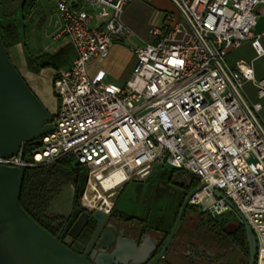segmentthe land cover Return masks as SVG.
I'll use <instances>...</instances> for the list:
<instances>
[{
    "label": "built area",
    "instance_id": "1",
    "mask_svg": "<svg viewBox=\"0 0 264 264\" xmlns=\"http://www.w3.org/2000/svg\"><path fill=\"white\" fill-rule=\"evenodd\" d=\"M52 1L57 35L75 51L54 79L59 110L40 143L0 155V164L73 156L87 174L82 204L108 213L126 182L144 180L156 165L184 168L198 177L188 203L214 216L241 213L256 238L254 264H264V77L256 79L252 60L228 58L245 40L264 54V30L255 31L264 0H171L180 18L168 13L150 28L153 40L135 49L122 85L94 82L87 64L131 33L122 13L133 0ZM250 80L254 100L245 93Z\"/></svg>",
    "mask_w": 264,
    "mask_h": 264
},
{
    "label": "water",
    "instance_id": "2",
    "mask_svg": "<svg viewBox=\"0 0 264 264\" xmlns=\"http://www.w3.org/2000/svg\"><path fill=\"white\" fill-rule=\"evenodd\" d=\"M45 113L34 104L22 84V77L7 57V51L0 34V155L11 156L25 146L26 142L40 143L39 137L51 128L53 119L45 118ZM9 146V151L5 147ZM25 169L18 166L0 164V222L3 229L9 234L13 246L18 245L25 254L29 264H159L160 259L168 250L175 237L182 214L188 205L189 195L186 197L170 236L164 243L159 254L145 242H138L132 237L112 233L113 241L107 244L103 240L104 231L100 233L109 217L108 212L97 209L90 215L98 227L83 251L75 241L70 248L58 239L52 232L41 225L21 204V193ZM217 196H222L219 189L215 190ZM69 196L74 198L72 186H67L53 203H62ZM230 203V201H229ZM53 211V208L50 209ZM239 220L243 223L249 244L248 264H254L257 252L256 238L252 227L245 217L237 212ZM88 217L87 220L90 218ZM85 223V222H84ZM82 228L79 229V233ZM78 233H71L74 238ZM99 253L94 249L88 256L89 249L96 237ZM147 242L152 237L147 231ZM72 240V239H71ZM24 246L25 248H22ZM113 246L110 252L104 249ZM157 250V249H156Z\"/></svg>",
    "mask_w": 264,
    "mask_h": 264
},
{
    "label": "rangeland",
    "instance_id": "3",
    "mask_svg": "<svg viewBox=\"0 0 264 264\" xmlns=\"http://www.w3.org/2000/svg\"><path fill=\"white\" fill-rule=\"evenodd\" d=\"M21 2L22 0H12V3L15 5ZM166 4L170 7L171 13L179 19V11L175 4L171 0H168ZM59 17L56 5L52 0H35L33 8L26 12L25 17H23L22 11L19 10L14 17L0 19V22H2L1 31L5 41L7 57L11 64L19 71L22 77V84L28 92V96L31 97L34 104L36 102L39 109L45 113L44 116L47 119L52 118L59 110V99L54 89V79L57 69L52 65H40L43 58L38 59L37 64L33 61V57L36 54H53L63 46L69 44L63 37H55V33L60 30L56 29ZM257 22L256 28L260 29L261 25L264 24L263 14L258 16ZM3 24L6 26L9 25L10 29L7 30ZM263 40L264 37L262 42ZM131 41H125L124 44L126 47L120 49L119 53L101 57L99 71L103 68L107 76L113 78V72L116 69L130 68L133 70L135 65L134 61L137 59V56L134 47H127L129 45L128 42ZM123 42L118 41L117 43L123 44ZM247 53H251V51L247 47L242 46L231 50L229 58H239L242 56L247 61H250L253 55ZM262 63L263 58L254 60V66H260ZM93 71L97 73V68ZM245 86L247 88L249 87L248 81L245 83ZM261 100L264 104V96ZM5 149L9 151L10 147L6 146ZM163 167L169 168L170 166L156 165L150 175L144 180H130L116 188L113 197L114 204L117 202L119 208L126 209L135 215H141L145 205L143 203L145 196L147 197L146 207H154L155 205L164 206L169 201H177L182 189L170 183L167 179L160 177V171ZM185 178H188V182L190 183V175L186 174ZM138 184L142 188L141 194L137 189ZM196 186H192L190 192ZM124 188V193L119 196ZM224 215H226L224 219L225 227L229 231L234 230L239 224V218L236 212L234 210L228 211L221 215V218ZM179 241L183 242L185 238ZM12 242L9 234L3 229L0 222V264H29L25 254L20 251V247L16 244L13 246ZM21 247L25 248L24 246ZM219 252H222L224 255V261L220 263L208 261H197L195 263L193 260L189 261L191 264H247V256L237 249L220 250Z\"/></svg>",
    "mask_w": 264,
    "mask_h": 264
},
{
    "label": "trees",
    "instance_id": "4",
    "mask_svg": "<svg viewBox=\"0 0 264 264\" xmlns=\"http://www.w3.org/2000/svg\"><path fill=\"white\" fill-rule=\"evenodd\" d=\"M34 4L35 0H22L21 3L16 5L12 3V0H0V19L14 17L19 10L22 11L23 17H25L26 12L32 9ZM0 23V34L2 36V22ZM3 26L7 30L10 29L9 25L3 24ZM2 39L5 44L3 36ZM69 44L53 54L36 55L33 57V61L38 64L37 60L43 58L40 65H52L57 70L60 67L68 66L72 63H70V59L74 51L72 44ZM26 146L30 147L31 143L28 142ZM24 169L25 176L21 193V204L30 215L44 226H46L44 217L48 213L51 202L65 185H75L80 196L86 186V171L70 155H63L52 161ZM186 174L190 175V183L188 178H185ZM160 177L181 187V195L178 196L177 201H169L164 206L146 207L147 197L145 196L143 199L145 205L141 215H135L126 209L119 208L116 202L111 215L127 223L138 222L145 230L159 231L166 242L192 186L198 184V177L184 168L177 167H163L160 171ZM137 189L141 194L142 188L140 184H138ZM124 191L125 188L120 192L119 196ZM225 217L226 215L221 218V215L214 216L203 212L194 205L186 206L170 246L181 244L182 242L179 240L185 238V242L209 245L219 251L237 249L247 256L248 264L249 244L245 227L239 220L238 226L234 230L229 231L224 225Z\"/></svg>",
    "mask_w": 264,
    "mask_h": 264
},
{
    "label": "flooded vegetation",
    "instance_id": "5",
    "mask_svg": "<svg viewBox=\"0 0 264 264\" xmlns=\"http://www.w3.org/2000/svg\"><path fill=\"white\" fill-rule=\"evenodd\" d=\"M67 186L73 187V200L70 201L69 196H67V199H65L62 203L54 205L53 203ZM189 205L190 204L188 203L187 206ZM51 208H53V211L50 210ZM91 214V211H89L82 204L81 196L78 194L75 185L67 184L51 202L48 208V213L45 214L44 217L46 226H43L70 248H72L74 242L77 241L78 245H80L79 247L83 251H85L98 227V224L91 219ZM88 217L90 218L87 220ZM80 228L82 229L79 233L78 231ZM113 230H115L117 234L119 231H121L123 236L132 237L138 242H145V244L151 246L155 251H157L154 257L159 254L165 243L164 236H162L159 231H151L149 229L145 230L138 222H124L121 219L114 218V216H112L110 212L108 219L100 230V233L104 231L103 240L107 244H110L113 241V237L116 236L112 233ZM147 231H149V234L152 237L151 241L149 242H147ZM75 232L78 233V235L73 238L71 236V233ZM98 238L99 237L97 236L93 241V244L89 249L88 256L94 249H97V253H99V246L96 244V240ZM112 249L113 246H110L109 248L104 249V252L102 254L110 252ZM181 252L184 256H186V258H188L189 260H193L195 263L197 261H208L212 263H220L224 261V255L222 252H219V250H216L204 244H194L191 242L183 241L181 243Z\"/></svg>",
    "mask_w": 264,
    "mask_h": 264
},
{
    "label": "crops",
    "instance_id": "6",
    "mask_svg": "<svg viewBox=\"0 0 264 264\" xmlns=\"http://www.w3.org/2000/svg\"><path fill=\"white\" fill-rule=\"evenodd\" d=\"M167 1L168 0H133L130 3H128L122 13V20L130 28L131 33L125 39L121 40V41H124L123 44L122 43L118 44L117 43L118 41H115L113 45L111 46L109 50V54L107 56H109L110 54L112 55L114 53H119L120 49H122L123 47H126L124 44L125 41L132 40L131 42H128L129 45L127 47H131V46L134 47V51L137 47L144 45L146 42L152 41L153 36L150 33V28L152 26L162 25L166 21V15L168 13H171L169 9L170 7L166 4ZM61 28H62V22L59 17L58 26L56 29H61ZM263 30H264V24L261 25L260 29H257L255 27L256 32L263 31ZM58 32L55 33V37L56 38L63 37L65 41L68 43L69 42L68 38L62 34L57 35ZM263 37H264V34L261 36L260 42H261L262 47L264 48V40L262 42ZM244 42H243L244 45L242 43L239 47H242V46L247 47L251 51V53H247V54L253 55L251 60L253 62L255 77L256 79H261L264 77V54L257 55L256 50L251 43V40H245ZM74 55H75V52L73 51L71 55V58H72L71 62L74 58ZM100 58H101L100 56L95 57L87 64L89 76L94 82L104 84V85H122L130 78L132 71H133L130 68L129 69H116V71L113 72L114 77L109 78L107 74L103 71L104 70L103 68H101V71H99V68L101 66ZM228 58H229V55H228ZM257 58H263V63L260 64V66H254V60ZM237 59L246 60L245 57L240 56L239 58H229V61L234 62ZM136 60L137 59H135L134 64L136 63ZM93 68L94 69L97 68V73H94L95 71H93L94 70ZM248 86H249L248 88L245 86V93L247 97L252 100L256 99L257 90H256V86L254 82H252L251 80L248 81ZM260 116L264 123V104L263 102H262V109L260 111ZM115 235L117 236L116 233ZM186 263L188 264L190 262H189V259L186 258V256L182 254L181 244L169 246L168 250L166 251L164 256L159 261V264H186Z\"/></svg>",
    "mask_w": 264,
    "mask_h": 264
},
{
    "label": "bare ground",
    "instance_id": "7",
    "mask_svg": "<svg viewBox=\"0 0 264 264\" xmlns=\"http://www.w3.org/2000/svg\"><path fill=\"white\" fill-rule=\"evenodd\" d=\"M109 181V179H107L106 181H105V183H107Z\"/></svg>",
    "mask_w": 264,
    "mask_h": 264
}]
</instances>
